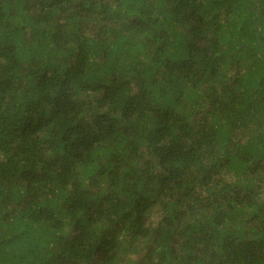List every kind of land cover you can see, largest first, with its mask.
I'll return each mask as SVG.
<instances>
[{
    "label": "trees",
    "instance_id": "16d2710c",
    "mask_svg": "<svg viewBox=\"0 0 264 264\" xmlns=\"http://www.w3.org/2000/svg\"><path fill=\"white\" fill-rule=\"evenodd\" d=\"M0 264H264V0H0Z\"/></svg>",
    "mask_w": 264,
    "mask_h": 264
}]
</instances>
